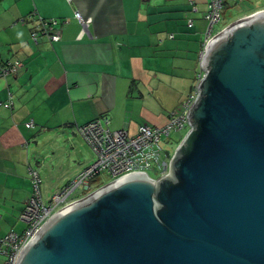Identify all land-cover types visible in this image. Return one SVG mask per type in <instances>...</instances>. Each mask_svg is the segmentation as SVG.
<instances>
[{"label":"water","instance_id":"95a60500","mask_svg":"<svg viewBox=\"0 0 264 264\" xmlns=\"http://www.w3.org/2000/svg\"><path fill=\"white\" fill-rule=\"evenodd\" d=\"M249 17L209 41L169 174L61 210L16 264H264V13Z\"/></svg>","mask_w":264,"mask_h":264},{"label":"crops","instance_id":"0c3cea01","mask_svg":"<svg viewBox=\"0 0 264 264\" xmlns=\"http://www.w3.org/2000/svg\"><path fill=\"white\" fill-rule=\"evenodd\" d=\"M207 3L0 0V63H22L15 75L0 78V237L25 229L19 217L33 191L30 170L38 173L40 166L30 146L48 140L41 139L43 132L52 145H62L57 142L63 135L75 149L71 135L83 140L79 128L98 118H109L111 131L129 135L140 125L167 123L203 73L208 22L201 6ZM75 11L90 19L84 34ZM33 13L63 23L60 41H31ZM9 92L12 109L1 105ZM14 216L21 231L9 227L16 224Z\"/></svg>","mask_w":264,"mask_h":264},{"label":"built area","instance_id":"2783aa9c","mask_svg":"<svg viewBox=\"0 0 264 264\" xmlns=\"http://www.w3.org/2000/svg\"><path fill=\"white\" fill-rule=\"evenodd\" d=\"M245 1L208 0L207 10L204 15L208 22V28L200 56V63H202V57L209 41L219 33H213V28L221 21L224 8L226 6L236 7ZM66 2L71 4L72 0H66ZM188 2L194 4V0H188ZM261 13H264V8L254 11L244 16V18ZM74 17L81 24L82 34H84L90 19L84 18L79 11L74 12ZM29 18L36 19V25L30 33V39L34 44H37L41 38H46L50 42L60 41L63 23H59L55 19L44 20L35 13L31 14ZM191 25L192 22L190 21L189 26ZM170 37L172 38L173 36L171 35ZM21 67L22 63L19 61L1 62L0 78L15 75ZM202 77L203 73L200 74L196 86L186 96L185 100L176 110L170 113L164 126L140 125L136 134L129 135L125 129L111 131L108 128L109 118L102 117L80 127L78 130L79 134L91 147L96 159L93 164L80 171L61 190L57 191L48 204L44 202L41 194V181L38 173L30 170L33 191L26 200L19 217L20 221L25 225V229L21 233L10 231L5 236L0 237V254L5 258L4 263L16 264L24 248L50 218L101 188L102 186L95 189L91 187V182L95 178L106 174L112 178L109 182L111 183L137 174H145L152 180L166 177L169 174L173 155L163 150L162 140L167 139L171 134H178L183 130H185L186 134L189 132V111L194 102L197 101V86ZM12 97L9 92L7 100L1 105L12 109ZM26 128H32V123L26 124ZM185 135L180 138V141ZM150 171L155 172L158 177L152 178L149 175Z\"/></svg>","mask_w":264,"mask_h":264},{"label":"rangeland","instance_id":"374dc122","mask_svg":"<svg viewBox=\"0 0 264 264\" xmlns=\"http://www.w3.org/2000/svg\"><path fill=\"white\" fill-rule=\"evenodd\" d=\"M263 8L264 0H246L242 4L232 8L226 6L223 10L221 21L213 28V33L220 32L233 22ZM206 9L207 5L204 4L201 6L202 12H206ZM44 133L46 132H43L40 135V137H42L41 139L47 138L48 140L43 141V144H41L38 148L32 143L29 154L33 155L34 159L40 163V166L37 168L41 181L40 190L42 192L44 202L48 204L51 197L57 191L61 190L64 185L71 181L77 173L93 164L96 156L91 147L87 143L85 145L80 137L71 135L76 143L75 149H71L70 146L66 144V136H59V141L57 143L62 145H52L54 142L52 139H49L51 138L50 134L47 136ZM185 134V130H183L178 134H171L165 140L163 139L161 143L163 150L173 155L179 145L180 138ZM73 161H76L77 163L69 165ZM149 175L152 178L158 177V175H156L153 171H150ZM111 179L112 178L108 175L103 174L92 180L91 187L95 189L97 187L104 186L108 184ZM14 218L16 219L14 221V223L16 222L15 226L10 225L9 227H12L15 231H21L24 228L23 224H20L18 217L14 216ZM10 230L11 228L7 231Z\"/></svg>","mask_w":264,"mask_h":264},{"label":"bare ground","instance_id":"6f19581e","mask_svg":"<svg viewBox=\"0 0 264 264\" xmlns=\"http://www.w3.org/2000/svg\"><path fill=\"white\" fill-rule=\"evenodd\" d=\"M250 18H252V17L246 18V19H244V20H247V19H250Z\"/></svg>","mask_w":264,"mask_h":264}]
</instances>
